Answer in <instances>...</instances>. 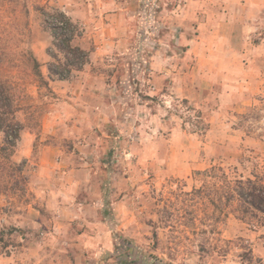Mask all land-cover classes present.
<instances>
[{"label":"rangeland","instance_id":"obj_1","mask_svg":"<svg viewBox=\"0 0 264 264\" xmlns=\"http://www.w3.org/2000/svg\"><path fill=\"white\" fill-rule=\"evenodd\" d=\"M56 1L0 0L3 60V49L24 48L43 51L48 66L65 62L49 24L59 12ZM220 2H139L125 48L93 68L105 74L120 105L114 124L108 123L121 135L117 144L83 126L86 111L69 116L59 106L67 99L13 72L30 97L31 110L19 115L25 129L14 160L25 162L31 195L0 193V261L264 264V220L251 224L225 216L212 207L208 191L194 192L202 186L197 173L214 165L236 167L246 177L264 175V0L248 6L233 0L222 8ZM219 11L229 24L218 25ZM81 34L75 29L73 39ZM183 86L191 91L183 94ZM155 87L160 93L152 97ZM55 118L60 124L50 133ZM94 132L100 134L98 150ZM46 160L58 169L45 176L44 200L34 192L40 183L31 179ZM66 164L93 170V183L72 188L71 179L83 182L86 176L62 173ZM58 201L65 204L58 207ZM86 222L102 226L107 237L83 239Z\"/></svg>","mask_w":264,"mask_h":264},{"label":"crops","instance_id":"obj_2","mask_svg":"<svg viewBox=\"0 0 264 264\" xmlns=\"http://www.w3.org/2000/svg\"><path fill=\"white\" fill-rule=\"evenodd\" d=\"M140 1L142 2V0H57L55 4L56 10H59V12L64 14L77 28H80L82 34L73 39L72 46L78 47L87 52L89 54V61L81 71H75L76 74L72 75L73 77L71 80L50 81V87L54 94L61 97L62 100L65 101V99H67L63 105L59 104V106H66L68 111L71 113L69 116L77 118L78 112L86 111L88 119L87 117L82 119L84 120L82 121L83 126L98 128L99 132H103V135L105 134L106 137L110 138V142L114 144H117L121 137V135H118L114 129L111 128L114 124L113 122L117 119L116 112L118 111L120 105H118V102L111 97L113 95V89L111 85L106 82L105 74L100 70L94 71L93 68H96V65H101L104 61H108L114 52L119 51V48H125L126 37L129 35L130 31L129 21L138 10ZM220 1V8H222L224 4L227 6V3L232 2L233 0ZM245 1V6H248L247 2H250L251 0ZM218 15V18L220 17L218 25L223 26L224 24L230 23L227 13H221V11H219ZM207 24H209L208 21L207 23L204 22L203 27ZM33 51L35 52L40 64L43 65L41 67L43 75L49 79L50 74L48 64H46L49 61L48 55L38 49H33ZM155 59L158 60V57L154 58V60ZM157 63L158 61L154 64V66H157ZM44 64H46V66H44ZM154 68L156 69V67ZM186 90L187 92L191 91L184 88V86L180 89L183 94V91ZM159 93V88L155 87L151 96H158ZM185 98H188L186 94ZM59 109L62 108L59 107ZM80 118L77 121H73L74 126L77 122H81ZM108 123H111V126H108ZM59 124L60 123L56 118L51 120L48 123V132L51 133V129H54ZM103 128H105L104 130L106 132L103 131ZM52 134L54 133L52 132ZM99 137L100 134L98 132L91 136L92 142L98 144V146H96V150H98V147L102 145L101 140H98L100 139ZM85 142L86 140L82 143L84 144ZM135 145L138 147V143ZM140 148L141 146H139V149ZM55 152L50 150V154L53 153L56 155L57 153ZM142 153L143 152L140 151V155ZM66 165L67 166L63 168V171H61L62 173H66L71 177L76 176L77 174L86 176V179H84L83 182H77L74 178L71 179L72 188L78 187L80 189H85L93 183V179L90 178L93 170L90 172V169L86 166L82 169H75L70 168V164ZM56 169H58V167H53V169H51L49 160L43 161L39 166L37 176L39 177L42 175L44 178H36L34 176L31 179L35 185L40 183L38 188L34 189L37 198L45 200L44 195L46 194V190L43 188V185L48 184V179L45 178V176L50 173L51 175L52 173H57ZM77 199L78 197H73L70 200L75 202ZM61 203L58 201L57 206L59 207L65 204ZM74 204L75 203H70L69 205L74 207ZM101 223L103 224L102 221ZM92 224L93 223L86 222V225H83V239L89 238L95 240L101 236L107 237V233L104 229H102V226L95 227L96 229H94ZM0 262L3 264H9L10 258H5Z\"/></svg>","mask_w":264,"mask_h":264},{"label":"trees","instance_id":"obj_3","mask_svg":"<svg viewBox=\"0 0 264 264\" xmlns=\"http://www.w3.org/2000/svg\"><path fill=\"white\" fill-rule=\"evenodd\" d=\"M56 16L66 22L68 35L62 34L57 28L51 27L55 38L54 47L64 55V63H59L57 56L50 55L57 64L48 66L49 79L42 72L41 64L32 49H3L0 57V193H12L22 198L30 196L29 179L25 175V162L14 160L16 150L21 141L24 123L19 115L31 110L27 104L30 99L25 85L20 84L12 74L19 71L23 77L30 78L54 94L50 81H68L72 73L81 71L89 61V54L78 47L72 46L73 35L77 27L58 12ZM9 55L11 57H9ZM6 61V62H5ZM197 175L202 180L201 188L195 194L203 195L208 191L207 198L214 209L225 212V216L235 215L245 223H257L264 219V175L257 173L249 177L238 173V168L226 169L214 165ZM2 239H0L1 242Z\"/></svg>","mask_w":264,"mask_h":264},{"label":"built area","instance_id":"obj_4","mask_svg":"<svg viewBox=\"0 0 264 264\" xmlns=\"http://www.w3.org/2000/svg\"><path fill=\"white\" fill-rule=\"evenodd\" d=\"M51 27H55L60 31L62 34L68 35V29L66 22L62 19L58 18L56 15H53L49 21Z\"/></svg>","mask_w":264,"mask_h":264}]
</instances>
